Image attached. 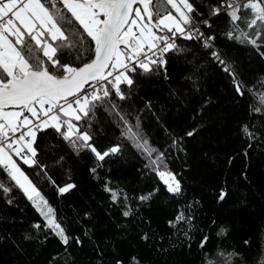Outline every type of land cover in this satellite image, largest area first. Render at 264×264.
<instances>
[{
    "label": "snow or ice",
    "instance_id": "snow-or-ice-1",
    "mask_svg": "<svg viewBox=\"0 0 264 264\" xmlns=\"http://www.w3.org/2000/svg\"><path fill=\"white\" fill-rule=\"evenodd\" d=\"M220 17L225 40L250 47L264 59V0H0V199L13 206L18 192L30 203L38 215L31 224L36 238L51 235L65 252L72 244L82 245L41 189L50 186L63 196L76 188L69 170L64 183L51 175L52 169L64 168L68 153L90 156L88 171L98 178L108 159L130 147L167 194L183 197V184L168 167L165 151L144 132L142 113L153 105L149 100L143 109L135 106L138 80L160 75L167 80L169 64L179 61L188 65L185 79L195 87L205 64H211L228 77L238 96L251 94L264 106V93H253L234 61L216 44L212 20ZM178 41L193 42L195 47ZM259 83L264 85V80ZM250 109L264 124V107ZM107 128L118 131V142L101 148L97 141L106 136ZM239 131L247 142L243 152L247 157L264 130L253 131L244 124ZM195 133L193 128L184 136ZM182 139L171 137L170 146L179 147ZM104 191L113 204L121 205L124 217L132 214L122 189L105 182ZM159 191L154 187L137 199L150 201ZM227 197L224 188L215 193L218 204ZM187 207L190 210L192 203ZM193 219L186 211H177L168 223L191 227ZM228 231L220 227L217 235L226 236ZM32 238L33 233L24 237ZM208 241L204 235L199 248L205 249ZM217 257L223 264H264V247L258 245L252 258L236 250L205 252L203 264H219ZM130 264L140 262L132 257Z\"/></svg>",
    "mask_w": 264,
    "mask_h": 264
},
{
    "label": "trees",
    "instance_id": "trees-1",
    "mask_svg": "<svg viewBox=\"0 0 264 264\" xmlns=\"http://www.w3.org/2000/svg\"><path fill=\"white\" fill-rule=\"evenodd\" d=\"M212 23L217 46L234 61L253 93H264V85L259 83L264 80V59L250 47L223 38V17L214 18ZM203 30L208 33V29ZM178 43L195 47L193 42ZM168 74L167 80L162 75L138 80L139 90L133 101L141 109L151 101L152 109L142 113L144 132L153 145L165 151L168 167L183 184V197L167 194L155 174L144 169V159L130 147L108 159L98 170V178L88 171L92 166L90 156L68 153L64 168L52 169L51 175L64 183L69 170L76 188L63 196L50 186L41 185V189L69 233L79 237L82 245L72 244L65 252L51 235L36 238L31 224L38 215L17 192L13 206L0 199V264H116L117 260L130 264L132 257L140 264H203L205 252L236 250L252 258L258 245L264 247V135L257 133L261 140L252 142L245 157L247 142L239 131L244 124H250L253 131L264 130L260 115L253 114L250 105L264 106L251 94L238 96L228 77L214 65L205 64L195 86L199 91L185 79L187 64L170 63ZM193 128V137L184 136ZM173 136L183 137L177 148L170 146ZM117 137V130L107 128L98 146L116 143ZM105 182L128 195L126 204L132 212L129 217L121 214V205L111 202L104 191ZM154 187L160 191L152 200L137 199ZM220 188L228 192V197L218 204L215 193ZM189 203L193 205L190 210ZM177 211L194 217L191 227L169 226ZM220 227L228 228L226 236L217 235ZM29 233L33 238L24 239ZM145 235L147 240L142 238ZM204 235L209 241L202 250L199 242ZM217 260L223 264L221 258Z\"/></svg>",
    "mask_w": 264,
    "mask_h": 264
}]
</instances>
